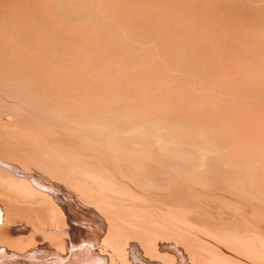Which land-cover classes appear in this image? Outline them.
Listing matches in <instances>:
<instances>
[{
    "label": "bare ground",
    "instance_id": "obj_1",
    "mask_svg": "<svg viewBox=\"0 0 264 264\" xmlns=\"http://www.w3.org/2000/svg\"><path fill=\"white\" fill-rule=\"evenodd\" d=\"M112 258L264 264V0H0V264Z\"/></svg>",
    "mask_w": 264,
    "mask_h": 264
},
{
    "label": "rangeland",
    "instance_id": "obj_2",
    "mask_svg": "<svg viewBox=\"0 0 264 264\" xmlns=\"http://www.w3.org/2000/svg\"><path fill=\"white\" fill-rule=\"evenodd\" d=\"M89 129H91V130H89ZM108 129H109V128H108ZM96 130H97V129H96ZM104 130H105V129H103V132H104ZM106 130H107V129H106ZM106 130H105V133H106V132L108 133V131H109V133L111 132V128H110V130H108V131H106ZM121 130H122V129H121ZM93 132H95V128H93V127L88 128L87 131H86V133H85V134H86V137H88V136H89L91 133H93ZM119 132H120V134H119ZM123 132H124V131L121 132V131L119 130L117 134L121 136V139H122V140H124L125 138H127V139L129 140V139H130V137H129L130 134L128 135V133H126V134H125L126 137H123V136L121 135ZM101 133H102V132H101ZM105 133H102V134L99 133V135H101V137H100L99 135H98V136H99L100 138H102V140H101V139L99 140V138H98V140H99L98 143L95 142V140H94L93 143H91L90 147H91V149L94 151V155L96 154L97 156H99V152L97 151V147H98V146H97L96 144H98V145L100 144L101 146H104V140L107 138V135H106ZM135 133H137V134L140 135L141 131H140V132L136 131ZM135 133L133 134L134 136H135ZM85 134H84V135H85ZM137 134H136V136H138ZM105 136H106V137H105ZM127 136H128V137H127ZM118 137H119V136H118ZM118 137H116V136L113 137V139H114V143H115V144H116L117 140L119 141V138H118ZM144 137H145V135H144ZM146 137H147V138L149 137V139L145 138V141L142 140V137L140 138V139L142 140V142L144 141V144H145V145H146L145 142H147V141H151V140H152L151 143H153V142L155 141V139H154L153 137H152V139H151V136H146ZM117 138H118V139H117ZM123 138H124V139H123ZM116 139H117V140H116ZM132 139H133V137H131V140H132ZM135 139H136V138H135ZM135 139H133L132 141L134 142ZM140 139H139V136H138V138H137L138 144L140 143L139 145L144 146L143 143L141 144V142H140L141 140H140ZM150 139H151V140H150ZM153 139H154V140H153ZM122 140H120V141H122ZM131 140H130V141H131ZM100 141L103 142V145H102V143H99ZM105 141H106V140H105ZM120 141L117 143L118 145H119V143H120V145L123 144V142L121 143ZM130 141L126 142V140H125V141H124V144L121 146V149H123V150L127 149V150L130 151V149H129L130 146H126L127 143H128V144H129V143L131 144L132 141H131V142H130ZM137 141L134 142V143L132 142V143H133V144H132V145H133V149L135 150V153H133V149L130 151V153L132 152L133 154H136V147L134 148V145H135V143H136V146L138 145V144H137ZM125 142H126V144H125ZM95 143H96V144H95ZM151 143L149 142V145H150ZM147 144H148V142H147ZM93 145H95V146L92 147ZM101 146H99L98 149H100ZM124 146H126V147H124ZM122 147H123V148H122ZM131 148H132V146H131ZM139 148H141V147L137 146V149H139ZM102 149H103V148H101V150H100V156H101V152L103 151ZM139 150H140V149H139ZM125 151H126V150H125ZM125 151H123V152L120 151L119 155H117V156L115 157V159L118 158V157L121 158V157L123 156L122 153H124ZM157 151H159V150H157ZM157 151H155V150H154V151H149V152H148L149 155H147V156L144 157V158H149V159H148V161H147V159H145V160L147 161L146 163H145V161H144V162L142 161V162H143L144 164H149V163H150L149 167L146 165V166H147V169H146V168H145V169H146L147 171H143L144 173H146V174H151V173H152V174H153L154 172H156V171H154V169H152L153 166L155 167L154 163L152 164V162H153V161H155V162L158 161L157 157H158L159 155H157V154H158L159 152H157ZM121 152H122V153H121ZM154 152H155V153H154ZM156 152H157V153H156ZM160 152H161V151H160ZM102 153H105V152H102ZM130 153L126 151L124 154H127L126 157L128 158V157L131 156V154H132V153H131V154H130ZM121 154H122V155H121ZM161 154H162V152L160 153V159H164V160H165V158H163V157H165V156H164V155L161 156ZM174 154H175V153H174ZM102 155H104V156L101 157V158H103V162H104L105 164H108L107 162H108V160L110 161V158L108 157L109 159H108V158L106 159V158H105V154H102ZM168 155H169V154H168ZM168 155H166V156H168ZM156 156H157V157H156ZM170 157L172 158V160L174 159V157L177 158L176 155H172V156L169 155V158L166 157V160H167V159L169 160ZM120 158H118V159L116 160L117 162H116L115 159H114L116 166L119 165V164H118V160H119V163H120V164H121V161L123 162L124 160H126L125 157H124V158H121V159H123V160H121ZM144 158H142L141 160H144ZM158 158H159V157H158ZM105 159L107 160V162H106ZM160 159H159V160H160ZM112 160H113V159H112ZM112 160L109 162L110 164L114 163V161H112ZM141 160H140V162H141ZM156 160H157V161H156ZM166 160H165V161H166ZM172 160H171V161H172ZM151 161H152V162H151ZM162 161H163V160H162ZM143 163H142V164H143ZM164 163H169V162L166 161V162H164ZM134 165H135V164H134ZM205 166H206V165H205ZM205 166H204V169L207 170V167H205ZM218 166H219V165H216L215 167L218 168ZM221 166H223V165L220 164V166H219L218 169H220ZM163 168H164V166L161 167V170H164L165 168H167V166H166L164 169H163ZM222 168H224V166H223ZM222 168H221V169H222ZM151 169L153 170V172H152ZM159 169H160V168H159ZM201 169L204 171L203 167H202ZM132 170H133V169H130L129 171L131 172ZM202 170H201V172H202ZM117 173H119V170H117V171L115 172V174H117ZM118 175H119V174H117V178L120 179V177H119ZM86 180H87V181H89V180L91 181V178H90V177H87ZM123 180H126L125 183H126V182H127V183L125 184ZM123 180H122V183H124V184L126 185V186H125V185L122 184V183L120 184V185H122V188L124 187L123 189H129V190L132 189L133 191H137V192L140 191V192H142V193L144 192V190L146 191V189H144L143 186H141V185H139V184L137 183L138 181H137L136 179H135V180H130V178H128V176H126V178L123 179ZM165 184H167V183H165ZM167 185H170V188H171L172 185H173V180H172V183H170V182L168 181V184H167ZM167 185H166V186H167ZM139 186H141V187H143V188H139ZM206 186H207V185H206ZM135 187H136V189H135ZM170 188H169V189H170ZM199 188H200V189L202 188V190L206 189L205 186H199ZM140 189H141V190H140ZM142 189H143V191H142ZM100 191H101V190H100ZM100 191H98V193H99L98 195H100V193H101ZM148 191H149V192H148L149 195H151V191H153L152 195H153V194H154V195L156 194V195H158V196L161 195V192H159V191L154 192V191H156V190H148ZM219 191H220V190H219ZM104 192H105V190H104ZM106 192H107V191H106ZM146 192H147V191H146ZM158 192H159V193H158ZM102 195H103V196L108 195V196H106L108 199L116 200V201H118V202H120V203H123V204H124V203L127 201V199H128V198L126 199V196L124 197V196L121 195L120 197H118L119 195L117 196L116 194H114V195L111 194V198H110V197H109V196H110V193L107 192V194H105V193H103V191H102L100 197H96V198L102 199V198H101V197H103ZM154 195H153V196H154ZM156 195H155V197H156ZM160 197H161V196H160ZM104 198H105V197H103V199H104ZM123 198H124V199H123ZM146 202H147L148 205H152V204H151L152 202H151L150 200H147ZM133 211H134V209H133ZM112 259H113V260L110 259L109 264L112 263V262H114L115 264H118V262H115V261H116L115 258H112ZM114 263H113V264H114Z\"/></svg>",
    "mask_w": 264,
    "mask_h": 264
}]
</instances>
